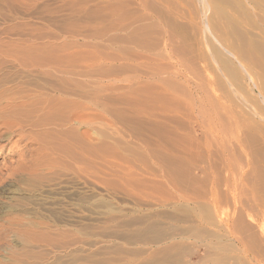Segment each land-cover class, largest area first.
Segmentation results:
<instances>
[{"label": "rangeland", "instance_id": "obj_1", "mask_svg": "<svg viewBox=\"0 0 264 264\" xmlns=\"http://www.w3.org/2000/svg\"><path fill=\"white\" fill-rule=\"evenodd\" d=\"M72 1L0 0V264H264V226L259 230L246 218L252 236L248 229L240 232L241 237L244 235L241 240L248 238L242 244L234 240L240 230L229 237L223 232L218 217L223 207L212 212L209 206V212L193 204L210 186L203 141L209 139L208 149L216 151L221 137L213 141L217 134L214 126L206 125L201 130L195 126L193 120L201 119L202 113L168 112L170 117L181 119L175 124L169 122L170 127L177 125L174 128L180 133L193 128L201 140V152L194 158L190 156V160L182 159L180 165L167 152H152L145 144L159 140L158 127L150 124L161 117L157 114L161 107L156 102L140 101L146 107L152 106L154 117L145 111L146 107L141 111L137 86L128 81L132 75H142L160 88L167 83L162 76L167 75L162 67H167L171 72L190 70L181 76H190L192 85L194 64L199 69L204 67L206 78L214 79L220 72L212 51L222 50L223 35L228 38L226 43L237 42L236 47L240 44L238 31L232 29L227 35L223 32L221 20L226 14L221 16L220 9L235 4L234 8L229 6L235 13L243 0H221L225 4L217 0L222 7L215 0H206L212 6L209 10H204V0H77L75 6ZM257 1L262 7L259 15L252 10L259 25L254 32L264 30V0ZM107 3L120 10L119 20L110 15ZM215 9H219L218 17ZM205 19L209 28L203 27ZM113 21L140 31L130 34L129 30H113ZM172 33L176 36L169 42ZM113 35L123 40H114ZM256 37L261 43L255 55L256 67L262 71L264 38ZM183 40L194 50L186 46L194 58H189L192 55L186 51L174 50L173 45L183 46ZM164 44H171L173 48L168 47L172 52ZM161 50L169 56L176 51L177 59L173 56L162 60L161 53H157ZM143 53L150 59L146 60ZM137 54L141 58L144 55V60H137ZM131 69L135 72L130 73ZM149 73L155 74H151L153 78L148 77ZM248 84L250 94L264 110L257 88H252L251 81ZM233 92L229 101L222 99L225 105L234 101L229 105L234 107L246 102V93ZM201 132L209 136L203 137ZM215 164L224 176L223 163L216 159ZM202 168L207 169L206 175ZM208 213L214 223L207 219ZM252 237L258 246L251 244Z\"/></svg>", "mask_w": 264, "mask_h": 264}, {"label": "bare ground", "instance_id": "obj_2", "mask_svg": "<svg viewBox=\"0 0 264 264\" xmlns=\"http://www.w3.org/2000/svg\"><path fill=\"white\" fill-rule=\"evenodd\" d=\"M75 1H77V0H73L72 1L74 6H75V4H74ZM204 1L206 2V0H204ZM211 1L213 3L214 0H211ZM215 1H217V0H215ZM218 1H221V0H218ZM218 1L215 4L217 6H220L219 4L222 1L220 3H218ZM69 2L70 1H68V3ZM259 2L262 3V1H259ZM77 3H79V2L77 1ZM142 3H145V2H141V4ZM202 3H204V2H202ZM222 3H224V2H222ZM107 4L109 6V3H107ZM110 4H114V2L112 3V1H111ZM145 4H147V2ZM215 4L213 5L214 8L216 7ZM72 6H71V8H72ZM110 6H111V8H110ZM110 6L108 7V8L111 9V10H109L110 13H111L110 15H112L113 19L115 20V17L117 19L118 15H121L120 14V10L118 8H116L115 5H110ZM210 6H211V4H210ZM229 6H231V5H225V6H223L224 7L223 9H220V11L222 12L221 16L224 15V13H225L228 16V18H227L226 15H224V17H226V18H222L220 16L222 18V20L220 18H219V20L223 21V19H224V22H222V30H223L224 33H226L225 35H227L228 34L227 32L232 30V29H235V31L239 32V36L240 37L238 36V34H236V35L240 38V42H239L240 44H239V46L236 47L235 44L237 42L234 45L230 44V43H226L228 38L224 37V35H223V37H222L223 39L221 38L223 40L221 42V44L223 45L222 50L218 49V48H215L212 51L213 53L210 52V53L213 54V57H215L214 60L217 62V65H218L217 68H218V70L220 72V74L215 76L214 79H213V77L210 79L208 76L206 78L203 75V73H202L204 71V67H202V69H199V67H197L194 64V62H192L196 66L195 67L193 65V67L191 69V71H192L191 72V74H192L191 77L195 79V80H193L194 82H192V85L189 84L190 83L189 82L190 76H188L189 79L186 77V79H188V81L185 79V77L181 76L183 73H185V72L187 73L188 71H190V70L184 71V67L182 68L183 71H184L183 73L182 72L180 73L178 71L177 72H171L167 67H166L167 70H166L165 67H162L164 69L163 72H165L167 75H166V77H165V75H162V74L161 75L164 76V79L167 80L166 81L167 83H170L169 86H168V84L165 81L164 82L167 85L166 84H163L162 86L160 85L161 86L160 88H158L156 86H153L155 84H151L152 82L149 83L148 79H143L142 75H139L138 77L136 76V78H134L135 76L132 75V76H130L131 79H128V81H131L133 83V85L135 84L137 86V88L135 89L136 90L135 93H138L137 104L140 105L139 108H140L141 111H144L142 109H145L146 106L144 104H145V102H148V101L150 103H151V101L159 103L158 106L161 107V109H159V107L157 108V109L161 110V111L157 110L159 112L157 114H159L161 117H159V118L157 117L158 119H155V121L152 122L153 124H150V126L154 125V127H158V131L159 132L156 130L157 128L155 130L158 132L159 140L156 141L152 145L150 144L151 142H148L147 144L144 143L146 148H148V144L150 145L149 148L151 149L152 152H153V150L155 151V149L156 150L159 149L158 151H160V153L162 152L164 155L166 154L165 152H167V153L172 155L170 158L171 159L173 158L174 162H177L179 165L183 164V162H182L183 160L182 159H184L186 161H187V159L190 160V158H189L190 156H193L194 154L198 156L199 152H201L198 149L200 147L199 144H202V143H200L201 140L198 139V136L195 133V131L193 130V128L190 129L191 128V126H190V128L188 129L189 131H187L185 133H180L181 130H179L178 128L177 129L179 131L177 129H175L174 126H177V125H174L173 126L174 129H173L172 127H170V125H169L170 123L169 122L172 123L174 121V124H175V122L176 121L178 122L179 119L176 118L175 116L174 117H172V116L170 117V114L168 115V112H172L173 114L179 112V114H180L181 113L180 111L183 112V110H187V115L189 114L188 112H190V114L196 113L197 115L202 113L204 115H202L201 119H198V118L194 119L193 118L194 119L193 123L195 124V126H197L199 128L200 127H204L206 125H207V127L208 126L210 127V125L214 126V129L216 130L217 134L214 135L216 138L213 141H216V139L218 137L224 138L225 135L228 136L227 138H224V140H222L221 138H218L219 144H218L217 148L214 147V149L216 148L215 152L210 151V149H208V147L211 145V141L209 139H207V138L204 139L203 142H205V144L207 146V148L205 149V157H206V159L204 161L207 160V165L209 164V168L208 169H209L211 175L208 174L207 176H211V177L208 178V180L210 182V186H209L208 191H205L202 194V196H201V194L199 196L198 195H194V197L198 196L200 199L194 201L193 204H195V202H196V206L199 205V207L197 206L198 208L207 209V210H208V207L210 206L209 209L210 210L213 209L215 211L217 210V208L220 210V209H222L220 207H223L224 208L223 210L218 211L220 213V216H218V217H220L219 218L220 220L216 216L217 220H219V222L221 223L220 224L221 228L224 229L223 232L225 233V235L227 237H229L231 234H234V236H235V233H238V231L240 230L239 233L236 234L238 236H235L236 239H234V240L236 242H240L241 241V243L243 244L242 241L245 242V240H247L248 238L245 239V240H241V239L244 238L243 237L244 235L242 236L243 237L242 238L240 236L242 233H240V232H244L243 230H246V231L249 230V234H251L250 233L251 230H250L249 227H250V225L252 223H255V225H257L255 227H257V228L259 226V228H258L259 230H260L261 227L264 226V223L262 222V220L264 219V110H263L262 106H259L260 102L257 101L255 99V97H253L250 94L251 88L249 89V87H247L248 81L249 82L251 81L252 82V88H253V85L257 88V89L255 88L258 91L257 94L261 97V100H262L261 102L262 103L264 102V70H262V71H258L257 70L256 66H257L258 63L256 61L257 58H255L256 57L255 55H258L257 54L258 47L261 48V43H260L258 37H256V36H260V37L264 38V30L260 29L259 32H257L256 30H255L256 32L253 31L254 29H258L259 25L258 26L256 25L257 22H256V19L254 17H255L256 14H258V15L260 14V11H258V9L261 10V7H262L261 4L258 3L257 0H243L242 2L239 1V4L237 6L238 11L235 9L236 10L235 13L237 12L236 14L233 11L234 9H232V8H234L235 4H233V6H231L232 8L229 7ZM211 7H209V3L206 2V6L204 7L206 9H204V10H209V8L211 9ZM220 7H222V5ZM225 7L231 8V10L233 11V13H232L233 15L231 14L232 16L229 15L232 11L229 10V12H228V9H226ZM263 7H264V5H263ZM173 8H174V6H173ZM262 9L264 10V8H262ZM75 10H78V9H75ZM212 10H213V8H212ZM212 10H211V13H212ZM217 10H219V9H217ZM217 10L215 9L216 12H214V13H217ZM252 10L253 11H258V12L255 13V12H252ZM69 11H72V10H69ZM158 11L164 12L163 10H158ZM152 12H154V11H152ZM73 13L75 14V12H73ZM73 13H71V14H73ZM254 13H255V15H254ZM203 14L205 15V11H203ZM219 15H220V13L219 14L217 13V15L215 14L216 17H218ZM262 16H264V15L262 14ZM121 17H123V16H121ZM121 17H119V18H121ZM157 18H159V17H157ZM210 18H212V16ZM106 19H108V18H106ZM111 20H112V18L110 19V21ZM117 20H119V19H117ZM211 20H213V19H211ZM159 21H160V19H159ZM170 21H172V20H170ZM164 22L165 21H163L162 23L164 24ZM110 23L111 24H113V23L115 24L117 22L113 21V23L112 22H110ZM208 23L209 22H208L207 19L203 20V23H202V24H204L203 27L207 28L208 27L207 26ZM114 24H113V26L111 25V27H113V30H117V31L120 30L121 31V30L124 29V31H126V30L130 29V26L129 25L126 26L127 24H123V22L117 23L116 26H114ZM152 24H154V23L152 22ZM123 25H125V26L123 27ZM147 25H149V24H147ZM233 26H234V28H233ZM141 27H143V25ZM151 27L152 26H150V28ZM172 30H174V29H172ZM138 31H140L139 28L137 29V31H136V29H132L131 28V30H129L128 32L130 34L131 33L137 34ZM166 31H168V30L166 29ZM172 32L176 33L175 31H172ZM218 32H219V30H218ZM169 33H171V32H169ZM174 33L169 34L171 36H168V38L172 37L173 40H174V37L176 36V35L175 36L173 35ZM166 34H167V32H166ZM179 34L180 33H178V35ZM113 36H115V38L113 37L114 40L117 39L116 35H113ZM120 37L118 36L119 39H117V40H123V38L120 39ZM218 37H219V35H218ZM111 40L114 41L112 38H111ZM171 40L172 39L170 38L169 42H171ZM188 40L187 41L185 40V41L189 42ZM167 42L168 41L166 40L165 43H167ZM176 42H178V41L176 40ZM183 42H184V40L182 41V44L185 43V42L184 43ZM163 43H164V41H163ZM163 43H162V46H163ZM179 44H181V43H179ZM164 45H167V44H164ZM170 45L171 44L167 45V47L170 46ZM174 45H173V47L176 48L174 50H176L179 53H181V52L185 53V51H186V53H188V52H190L192 50L188 43L186 45L184 44L185 46L184 45L183 46L182 45H176V44H174ZM188 45H189L190 51L187 48ZM159 46L161 48V45H159ZM171 46H170V48H173ZM191 46H193V45H191ZM233 46H235V48ZM170 48L168 49V52H169V50H171ZM192 48H195V47H192ZM153 49H157V48H153ZM162 50H161V52L157 51V53H161L162 60H164L165 57H168L169 59H170V57L172 58L175 55L174 53L176 52V51H173L174 52V53H172L173 56H169L170 54L167 55L168 52L166 54V52L164 53ZM192 51L194 52V50H192ZM198 51L199 50L197 49V52ZM162 52H163V54H162ZM171 52H172V50H171ZM22 53H24V52H22ZM147 53L149 54V51H147ZM179 53H177V54L179 55ZM138 54H137V60H139V59H143L144 60L143 57H144L145 54L143 53L144 55H142V58ZM201 54H203V51H202ZM231 54L234 55L235 61H234V58L232 59L233 55H231ZM155 55H156V53H155ZM155 55H154V57H155ZM158 55L161 57L160 54H158ZM158 55H156V56L158 57ZM184 55H186V54H183V56ZM188 55H192V57L188 56L189 58H194L193 57V55H194L193 53H190V54L188 53ZM196 55H198V53H196ZM230 55L232 57H230ZM133 56H134V60H136L135 59L136 55H133ZM133 56L131 57L132 59H133ZM90 57H92V56H90ZM93 57H95V56H93ZM106 57H108V56H106ZM128 57H130V56L128 55ZM185 57L187 58V55ZM185 57H183V60L185 59ZM168 58H166V59L168 60ZM198 58L199 57H197V59ZM205 58L207 59V57H205ZM145 59H146V55H145ZM147 59H150V57L149 58L147 57ZM152 59H154V58L152 57ZM179 59H182V58L179 57ZM179 59H178V61L180 62ZM96 60H97V58H96ZM105 60H106V58H105ZM137 60H136V62H137ZM156 60L158 61L160 59L157 58ZM187 60H191V59H187ZM93 61H94V59H93ZM169 61H171V60H169ZM196 61L198 62V60H196ZM200 61H201V58H200ZM50 62H52V61H50ZM162 62L163 61H161L160 64ZM176 62H177V60H176ZM179 62H178V64H179ZM182 62H184V61H182ZM188 62H190V61H188ZM188 62H187V64H188ZM94 63H96V62H94ZM143 63H146V62L143 61ZM151 63L152 62H150L149 64L151 66H154V64L152 65ZM166 63L168 64L169 62H166ZM167 64H165L164 66H167ZM187 64H186L185 67H187ZM128 65L130 67L133 66L132 63L131 64L128 63ZM140 65H141V63H140ZM142 65H144V64H142ZM158 65L159 64H157V66ZM168 65H171V63H169ZM147 66H148V64H147ZM151 66H148L147 68H151ZM155 66H156V64H155ZM86 67H88V66H86ZM133 67H135V66H133ZM168 67H170V66H168ZM190 67L191 66H189V68ZM155 68L153 67V69H155ZM162 68L160 66V69H162ZM186 69L187 68H185V70ZM127 70H129V69H127ZM132 70L133 69L130 70V73H131ZM134 70L132 72H135ZM155 70H157V69H155ZM140 71L141 70H139V72ZM86 73H87V71H86ZM149 74H147L148 77L151 76L153 78L152 75L154 73L153 74L149 73ZM156 74H157V72H156ZM147 75H145V77ZM157 75H156V77H157ZM89 76H91V75H89ZM156 80L158 81V79H156ZM163 80H161V81H163ZM249 84H248V86H249ZM229 86L230 87L234 86L235 88L234 89L232 88V89L238 95H241L242 93L243 94L246 93V95H245L246 97H245V100H244L246 102L237 103L238 102L237 101L236 102L237 105L235 104L236 106L234 105V107H230L231 103L232 104L235 103L234 101H233L234 103L231 102V101H230L231 103L228 102L230 106L229 105H225L224 101H226V102H227V100L229 101V99H231V96H233V93H234L233 91H231L232 89H230ZM110 90H112V89H110ZM216 90L220 91L219 95L218 94L215 95L214 91H216ZM217 91H216V93H217ZM179 95L180 96L181 95L184 96V98L181 99L182 96L180 97ZM242 97H244V96H242ZM223 98L225 99L224 101H222ZM140 101L141 102L144 101L143 102L144 104L143 103L140 104L141 103ZM258 102H259V104H258ZM203 110H204V112H203ZM145 111H147L149 114H151V116H153V114H154V110H153L152 106L151 107L147 106ZM205 111H206V114H205ZM135 118H137V117H135ZM151 120H149V121H151ZM179 121L181 122V119ZM193 123H191V125ZM187 126H185V127L187 128ZM149 129H151V128H149ZM200 130H201V128H200ZM205 130H207V129H205ZM204 131H202V132H204ZM202 132H201V134L204 137L205 134H207L208 131L205 134L202 133ZM210 133H212V132H210ZM180 142L184 143V144L180 145L179 144ZM201 147H200V149H201ZM201 156L203 157V155H201ZM215 157H216L217 161H220V163H223L224 176H221V173H220L222 169L220 170L215 164V160H216ZM193 158H194V156H193ZM179 165H178V167H180ZM206 170L207 169H205L203 171V168H202V171H203V173L205 175H206V172H205ZM225 172H226V174H225ZM175 188H177V186ZM191 200H193V199H191ZM190 209H191V206H190ZM200 209H199V211H200ZM208 211L205 210V213L208 212ZM212 212L210 213L211 215H212ZM221 212H222V215H221ZM199 213H201V212H199ZM210 214L208 213L207 216H209ZM212 216H214V215H212ZM211 217L207 218V219L211 220V219L214 218V217H212V218ZM246 218H248L250 220V222H251V224L249 223L250 225L246 222ZM248 219H247V221H248ZM214 220H216V219H214ZM211 222H212V220H211ZM212 223H214V222H212ZM138 226H140V225H138ZM253 231H255V230H253ZM262 232L264 233V230H262ZM249 234L247 232V235H249ZM251 236H252V234H251ZM252 238L253 239L250 238L251 239V241H250L251 244H253L254 247L258 246L256 244V240H254V237H252ZM256 238H257V236H256ZM257 243H258V240H257ZM253 245L251 247H253ZM228 247H230V246H228ZM227 250L229 251V249H226V251ZM224 251H225V248H224L223 252ZM258 251L261 252L260 250H258ZM226 255H227V253H226ZM225 260H227V259L225 258ZM261 261H262V259H261ZM225 264H227V263H225Z\"/></svg>", "mask_w": 264, "mask_h": 264}]
</instances>
